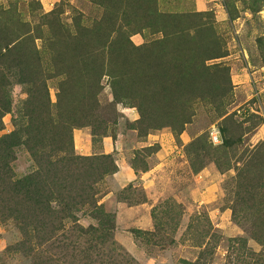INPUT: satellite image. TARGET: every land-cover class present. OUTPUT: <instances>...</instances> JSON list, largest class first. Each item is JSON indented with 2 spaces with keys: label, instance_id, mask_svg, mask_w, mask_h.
<instances>
[{
  "label": "rangeland",
  "instance_id": "obj_1",
  "mask_svg": "<svg viewBox=\"0 0 264 264\" xmlns=\"http://www.w3.org/2000/svg\"><path fill=\"white\" fill-rule=\"evenodd\" d=\"M0 115L71 156L0 150V264H264V0H0Z\"/></svg>",
  "mask_w": 264,
  "mask_h": 264
},
{
  "label": "trees",
  "instance_id": "obj_2",
  "mask_svg": "<svg viewBox=\"0 0 264 264\" xmlns=\"http://www.w3.org/2000/svg\"><path fill=\"white\" fill-rule=\"evenodd\" d=\"M1 116L2 115H0V121ZM17 125L18 124H16V129L13 132L0 138V150H3L7 153V151L10 149L9 147H14L16 145H24L29 148L30 152L34 155V158L36 157V159L38 160L45 161L46 159H48V162L54 163H61L65 160H70L69 158H71V156H69L67 153L61 152L64 150V148L59 144H56L55 146H50V148L46 151L42 150L46 144H44L41 140L44 137H40V132L37 128L27 130L18 128ZM23 135L30 137V140L23 139ZM225 144H229L228 139H225Z\"/></svg>",
  "mask_w": 264,
  "mask_h": 264
},
{
  "label": "built area",
  "instance_id": "obj_3",
  "mask_svg": "<svg viewBox=\"0 0 264 264\" xmlns=\"http://www.w3.org/2000/svg\"><path fill=\"white\" fill-rule=\"evenodd\" d=\"M208 134H209V139L211 143L215 145L223 143V137H222L221 129L219 126L212 125L208 130Z\"/></svg>",
  "mask_w": 264,
  "mask_h": 264
}]
</instances>
